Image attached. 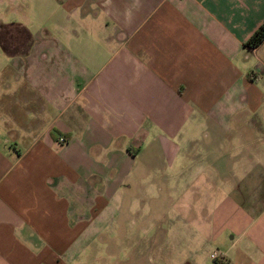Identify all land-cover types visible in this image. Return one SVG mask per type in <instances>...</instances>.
<instances>
[{
  "label": "crops",
  "instance_id": "obj_1",
  "mask_svg": "<svg viewBox=\"0 0 264 264\" xmlns=\"http://www.w3.org/2000/svg\"><path fill=\"white\" fill-rule=\"evenodd\" d=\"M16 1L31 18L0 24V264H77L132 229L150 169L171 172L174 234L189 220L202 242L229 235L218 264H264L244 208L264 187L246 204L224 172L264 169L244 44L264 0Z\"/></svg>",
  "mask_w": 264,
  "mask_h": 264
},
{
  "label": "rangeland",
  "instance_id": "obj_2",
  "mask_svg": "<svg viewBox=\"0 0 264 264\" xmlns=\"http://www.w3.org/2000/svg\"><path fill=\"white\" fill-rule=\"evenodd\" d=\"M28 4L30 5L29 1ZM21 11L31 18L30 7L26 8L25 3L20 5L19 1L16 0H3L0 4V24L2 21L9 22L11 19L20 20L17 13ZM263 40L258 44L256 56L247 51L248 59L254 64V70H256L253 71L255 78L251 79L257 91L253 96V102L258 108L255 114H246V120L250 118V120H255L261 124L262 128L258 133H261L262 136H264ZM9 70L10 68H7L6 71ZM262 149H264L263 146ZM161 163L153 162L157 166ZM166 170H149L152 182L147 191L148 199H144V206L141 205V208L134 207L132 229H126L127 226L125 225L127 224L124 223L121 233L111 234L107 228L98 237L92 239L93 242L88 245L86 252L79 257L77 264H189L191 259H194V252L197 251L202 258L205 257V262L218 264L216 258H220L219 252L223 248L222 244L227 242L228 234L226 236L221 235L218 240L213 242H202V235L196 237L193 232L190 234L192 226L190 227L189 220H186V224L182 225L181 232L174 234L173 229L178 223L173 217V211L176 207L174 205L175 196L173 189L164 188L165 184H170V177L172 176L171 172ZM224 172L228 174L230 184L237 183L240 186L244 185V188L247 187V190H244L246 204L252 201L250 197L252 196V183L254 181L261 183L264 187V169H253L252 171L250 169H224ZM244 208L251 215L263 214L261 220H264V196L260 204L246 205ZM141 212L145 214H141ZM188 216L190 217V212ZM128 223L130 224V222ZM129 224L128 228L130 227ZM197 246H199L198 250H196ZM212 251L215 253V258H210L208 255Z\"/></svg>",
  "mask_w": 264,
  "mask_h": 264
},
{
  "label": "trees",
  "instance_id": "obj_3",
  "mask_svg": "<svg viewBox=\"0 0 264 264\" xmlns=\"http://www.w3.org/2000/svg\"><path fill=\"white\" fill-rule=\"evenodd\" d=\"M264 39V17L256 28L244 40L248 48L256 47Z\"/></svg>",
  "mask_w": 264,
  "mask_h": 264
},
{
  "label": "built area",
  "instance_id": "obj_4",
  "mask_svg": "<svg viewBox=\"0 0 264 264\" xmlns=\"http://www.w3.org/2000/svg\"><path fill=\"white\" fill-rule=\"evenodd\" d=\"M210 257H211V258H215V253H214V252L211 253V254H210Z\"/></svg>",
  "mask_w": 264,
  "mask_h": 264
}]
</instances>
